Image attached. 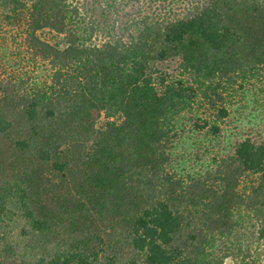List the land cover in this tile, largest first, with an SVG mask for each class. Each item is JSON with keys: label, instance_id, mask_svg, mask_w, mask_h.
Listing matches in <instances>:
<instances>
[{"label": "trees", "instance_id": "1", "mask_svg": "<svg viewBox=\"0 0 264 264\" xmlns=\"http://www.w3.org/2000/svg\"><path fill=\"white\" fill-rule=\"evenodd\" d=\"M0 264H264V0H0Z\"/></svg>", "mask_w": 264, "mask_h": 264}, {"label": "rangeland", "instance_id": "2", "mask_svg": "<svg viewBox=\"0 0 264 264\" xmlns=\"http://www.w3.org/2000/svg\"><path fill=\"white\" fill-rule=\"evenodd\" d=\"M170 66H171L170 68H173V66H174V62L170 63ZM236 117H237V115H236ZM235 124L238 125V124H240V123L237 122V121H234L233 124H232V123L230 124L229 128H234V125H235ZM241 124H242V123H241ZM243 128H244L243 130H244V134H245V131L247 132L248 129H246V125H243ZM232 130H235V129H232ZM259 132L262 133L263 131L260 130Z\"/></svg>", "mask_w": 264, "mask_h": 264}]
</instances>
